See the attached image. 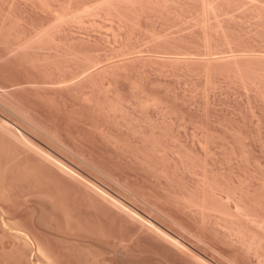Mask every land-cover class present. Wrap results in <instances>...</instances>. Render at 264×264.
<instances>
[{
	"label": "rangeland",
	"instance_id": "rangeland-1",
	"mask_svg": "<svg viewBox=\"0 0 264 264\" xmlns=\"http://www.w3.org/2000/svg\"><path fill=\"white\" fill-rule=\"evenodd\" d=\"M0 125L55 162L14 143L34 263L38 241L55 264H261L189 203L204 159L215 186L264 183V0H0Z\"/></svg>",
	"mask_w": 264,
	"mask_h": 264
},
{
	"label": "bare ground",
	"instance_id": "bare-ground-1",
	"mask_svg": "<svg viewBox=\"0 0 264 264\" xmlns=\"http://www.w3.org/2000/svg\"><path fill=\"white\" fill-rule=\"evenodd\" d=\"M139 3V2H138ZM135 7V6H134ZM121 24V23H120ZM220 24V23H219ZM219 31H217L218 33ZM161 35V34H160ZM14 36V35H13ZM47 36V35H46ZM40 37V36H39ZM49 37V36H48ZM46 38V37H45ZM32 39V38H31ZM209 39V38H208ZM48 40V38H47ZM46 40V41H47ZM50 40V39H49ZM35 42V41H34ZM58 43V42H57ZM44 44V43H43ZM47 44V43H46ZM49 44V42H48ZM33 46V45H32ZM127 47V46H125ZM35 48V47H34ZM124 48V47H123ZM55 49V48H54ZM210 49V48H209ZM230 49V48H229ZM127 50V49H125ZM37 51V50H36ZM46 53V52H45ZM49 53V51H48ZM235 53V52H234ZM37 54V53H36ZM129 54V53H128ZM245 54V53H244ZM251 54V53H250ZM44 55V54H43ZM167 55V54H166ZM252 55V54H251ZM163 56V55H162ZM175 56V57H174ZM174 58H180L183 57V55L181 54H175ZM185 56L188 58L190 57V59L192 60L195 59V57H197L196 59H203L206 60L207 58H212L214 59V57H212L211 51L208 50L206 51L203 55H196V54H185ZM184 56V57H185ZM227 56V55H226ZM230 56V55H229ZM233 56V52L232 55ZM165 57V55H164ZM167 57H171V55L167 56ZM200 57V58H199ZM206 59H205V58ZM216 57V56H215ZM219 57V56H217ZM216 57V58H217ZM224 57V56H223ZM235 57V56H234ZM255 57V56H254ZM35 58V57H34ZM221 58V57H219ZM218 58V59H219ZM184 59V58H183ZM186 59V58H185ZM223 59V58H222ZM38 60V59H37ZM51 60V58H50ZM88 60V59H86ZM179 60V61H180ZM208 60V59H207ZM211 60V59H210ZM46 61V59H45ZM97 61V60H95ZM188 61V59H187ZM66 62V61H65ZM92 62V61H91ZM189 62V61H188ZM210 62V61H209ZM32 63V62H31ZM48 63V62H47ZM207 64V63H206ZM211 64V63H210ZM33 65V64H32ZM44 65V64H43ZM53 65H54V61H53ZM97 64H95L96 66ZM46 66V65H45ZM91 66V65H90ZM208 66V65H207ZM210 66V65H209ZM100 67V66H99ZM210 68V67H209ZM87 69V68H86ZM46 70V69H45ZM39 71V70H38ZM89 71L86 70L84 71L87 72ZM91 71V70H90ZM210 71V69H209ZM43 73V71H42ZM45 74V73H44ZM51 74V73H50ZM87 74V73H86ZM85 74V75H86ZM88 75V74H87ZM209 75V74H208ZM82 76V75H81ZM242 76V75H241ZM83 77H85L83 75ZM81 78V77H80ZM57 80V79H56ZM64 80V79H63ZM40 82V81H38ZM60 82V80H59ZM95 83V81H94ZM56 84V83H55ZM68 84V83H67ZM62 85V84H61ZM97 85V84H96ZM37 86V85H35ZM46 86V85H44ZM51 86V85H50ZM53 86V85H52ZM56 86V85H55ZM43 87V85H42ZM48 87V84H47ZM49 88V87H48ZM89 99V98H88ZM92 100V99H91ZM153 100V99H152ZM151 100V101H152ZM142 102H144V104H149L148 102H150L148 100V98L141 100ZM91 102V101H90ZM143 105V103H142ZM15 112V111H14ZM17 112V111H16ZM15 114V113H14ZM17 115V114H16ZM19 117H22L19 115ZM26 118V117H25ZM24 118V119H25ZM22 119V118H21ZM23 119V120H24ZM27 122V120H25ZM2 122V121H1ZM31 124V123H30ZM29 124V125H30ZM2 127L3 124H1ZM0 125V244L2 243V246L0 247L1 250L0 252L3 253L2 255L5 256V254L7 253L9 255L10 253V258L5 256L4 260H6V263L8 262L7 259H11L9 261H11V264H22V263H26V264H55V262L51 260V257L49 255L50 252L46 251V249L44 248V246L41 245V243H36L35 245V249L37 255H40V257H44V259H47V262H43L41 261L39 258H37L38 260H40L39 263H34L31 258H29L28 253L26 252L28 249L31 250V245H30V240H31V236L30 234L27 232V230L25 231V229H23L20 225V222L18 220V216L12 213V210L10 211V209L7 207V205H16L20 200H21V195H20V187L22 185V182L25 180L24 178V174H28L32 177L38 175L37 174V170H36V166H30L28 169V165H30L28 162L27 167V173L23 172L22 170V166L20 163V157H19V149H17V147H15L14 145L16 144V146L18 145V143L24 142L25 139L23 138L24 141H22L19 137L20 133L18 131L15 133V131L11 130L12 128H8L6 127V129L4 130ZM33 128H35L36 126L34 124ZM8 126V125H7ZM38 127V126H37ZM35 129H38V128ZM7 128L11 131H7ZM13 131V133H12ZM41 131V130H40ZM44 133V132H43ZM47 135V134H46ZM49 136V135H48ZM158 136V135H157ZM27 137V136H25ZM160 137V136H159ZM207 137V136H206ZM32 138V137H31ZM30 139V138H29ZM33 139V138H32ZM31 139V140H32ZM160 139V138H159ZM27 141V140H26ZM25 141V142H26ZM35 142V140H32ZM31 141V142H32ZM207 141V139H206ZM24 142V143H25ZM161 142V141H160ZM13 143V145H12ZM15 143V144H14ZM23 145H28L29 143H25ZM202 143V142H201ZM204 143V142H203ZM35 144V143H34ZM205 144V143H204ZM203 146V149L205 151V155L207 156V154L209 153V149L207 150L206 148V144ZM22 144H20L21 146ZM31 143L27 146L28 150H31L34 155L37 154V156H39V160L41 162H43L45 164V166H47L48 168H51L52 164L55 163L53 162L51 156L49 155L48 151L45 153H42L43 151H39V149H37L38 147H35V145H31ZM37 145V144H36ZM38 146V145H37ZM26 147V146H25ZM35 147V148H34ZM40 147V146H39ZM162 148V147H161ZM164 148V147H163ZM166 148V147H165ZM25 149V148H24ZM158 149V148H156ZM160 149V148H159ZM18 150V151H17ZM30 151V152H31ZM45 151V150H44ZM158 152V151H157ZM160 152V151H159ZM178 152V151H177ZM180 152V151H179ZM185 152V151H184ZM183 152V153H184ZM189 153H185L183 155H179L181 157L179 158H183L185 159V157L182 156H186L189 157L188 155H191V151H188ZM32 153V154H33ZM162 153V152H161ZM175 153V152H174ZM211 153V152H210ZM209 153V154H210ZM208 154V156H209ZM22 155V154H21ZM178 155V154H177ZM198 155V154H197ZM192 156V155H191ZM199 156V155H198ZM206 156H204V158H207ZM194 157V154H193ZM200 157V156H199ZM192 158V157H191ZM164 159V158H163ZM168 159V158H167ZM182 159V160H183ZM187 159V158H186ZM190 157L187 159L189 160ZM194 159V158H193ZM38 160V161H39ZM166 160V159H165ZM181 160V161H182ZM191 160V159H190ZM197 160V159H196ZM57 161V160H56ZM185 161V160H183ZM25 162V161H24ZM191 162V161H190ZM195 161L193 160V163ZM199 162V161H198ZM206 159H204V161L202 160V164L204 165V167L202 166V171H203V175L201 178V185L199 190L200 191V197L198 198H192V201H190V205H192L193 207H195L197 210H199V212L202 214V217L205 219L207 216H214L216 218H218L217 220H219L218 222H220L221 220L223 221V224L225 227H227L229 224V228L231 229V231H233V234L238 237V239L241 242H244L243 244H246L248 247V249H254L257 251V254L259 253L260 249L264 250V183H260V186H258L257 188H251L249 186H246L244 184L243 181H239L237 184H235L233 187L227 188V184H226V188L220 185L219 182H217L216 186L214 185L215 181H210L208 180L209 177L207 176L206 173ZM206 165H205V164ZM34 164V163H33ZM31 163V165H33ZM58 164V163H57ZM192 164V163H191ZM201 164V163H200ZM54 165V164H53ZM59 165V164H58ZM25 167V166H23ZM188 167V166H187ZM62 169V168H61ZM60 169V170H61ZM49 171V170H48ZM67 171V170H66ZM42 172V171H41ZM43 175V174H42ZM27 175H25L26 177ZM46 176V175H45ZM208 177V178H207ZM28 178H26L27 180ZM46 179V178H45ZM227 179V178H226ZM25 180V181H26ZM41 180V178H40ZM24 181V183H25ZM214 184H211V183ZM228 183V182H227ZM199 185V184H198ZM214 185V186H213ZM231 186L228 183V187ZM263 189V190H262ZM185 198V197H184ZM188 201V202H189ZM226 201V203L228 202V204H230L229 202L234 203V208L230 209L227 207H221L222 203ZM187 202V203H188ZM220 202V203H219ZM221 204V205H220ZM224 205V204H223ZM233 204H231L232 206ZM10 207V206H9ZM233 207V206H232ZM18 214V213H17ZM211 220V219H210ZM238 223V224H237ZM223 230V229H222ZM9 236L11 238V240H8L9 242L11 241V247L10 248H6L3 245V240H5V237ZM7 241V242H8ZM7 244V243H6ZM9 244V243H8ZM175 244H177L175 242ZM21 245L24 247L25 252L20 250ZM9 246V245H8ZM33 246V245H32ZM26 249V250H25ZM28 250V251H29ZM3 251V252H2ZM30 253V252H29ZM26 254V255H25ZM259 255V254H258ZM36 256V255H35ZM262 258H264L263 256H261ZM7 258V259H6ZM262 258H258L259 263L264 264V259ZM36 259V260H37ZM3 260V261H4ZM2 261V262H3ZM3 264H5V261L3 262Z\"/></svg>",
	"mask_w": 264,
	"mask_h": 264
}]
</instances>
